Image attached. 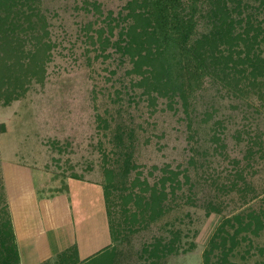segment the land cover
<instances>
[{
  "label": "rangeland",
  "instance_id": "374dc122",
  "mask_svg": "<svg viewBox=\"0 0 264 264\" xmlns=\"http://www.w3.org/2000/svg\"><path fill=\"white\" fill-rule=\"evenodd\" d=\"M47 1L54 46L43 81L31 82L8 105L0 101V161L41 168L51 192L67 178L106 190L113 183L109 170L120 165L109 134L121 124L133 131L134 168L124 190L110 187L112 246L88 264H202L223 217L264 210V76L254 86L207 79L186 113L172 99L152 101L135 88L137 78L125 74L129 64L110 42L98 50L103 14L115 15L126 0H87L100 3L101 15L85 0ZM245 1L264 24L261 0ZM118 31L103 38L114 40ZM172 173L181 184L173 192ZM153 191L165 193V209L145 221ZM3 206L0 182V237L7 232ZM251 238L264 248V228Z\"/></svg>",
  "mask_w": 264,
  "mask_h": 264
},
{
  "label": "trees",
  "instance_id": "16d2710c",
  "mask_svg": "<svg viewBox=\"0 0 264 264\" xmlns=\"http://www.w3.org/2000/svg\"><path fill=\"white\" fill-rule=\"evenodd\" d=\"M261 3L264 6V0ZM47 4V0H0V101L4 105L19 99L31 82L44 79L45 65L54 46ZM248 4L245 0H126L115 15L112 11L103 14L105 25L96 29L98 50L105 49L110 42L129 64L125 74L137 78L131 80L135 88L142 89V94L152 101L159 96L172 99L187 113L193 95L207 79L230 86L226 79L232 77L237 86H254L264 76V24L248 12L251 10ZM84 5H91L99 15L103 12L100 3L85 0ZM117 27L116 39L103 38L105 31L112 36ZM132 134L121 124L109 134L115 161L120 164L109 170L113 183L106 190L100 183L111 238L108 195L110 187L121 190L127 187L134 168L133 144L129 139ZM172 174V182H176L173 192L181 184L177 174ZM0 182L7 230L1 231L0 264H11V259L20 264L1 174ZM151 195L145 199L151 208L145 221H153L156 212L165 209V193L153 191ZM263 228L264 210L248 209L223 217L204 248L202 264H259L253 258H264V248L253 246L251 236H258ZM110 247L81 264L96 261ZM174 247L172 240V250ZM251 259L253 263L247 262ZM68 262L66 256H61L57 264Z\"/></svg>",
  "mask_w": 264,
  "mask_h": 264
},
{
  "label": "crops",
  "instance_id": "0c3cea01",
  "mask_svg": "<svg viewBox=\"0 0 264 264\" xmlns=\"http://www.w3.org/2000/svg\"><path fill=\"white\" fill-rule=\"evenodd\" d=\"M0 174L20 264H81L111 246L99 182L67 178L51 192L48 174L27 162L0 161Z\"/></svg>",
  "mask_w": 264,
  "mask_h": 264
}]
</instances>
